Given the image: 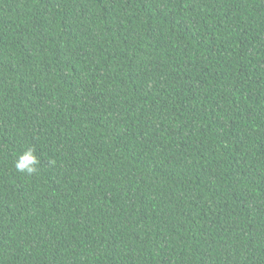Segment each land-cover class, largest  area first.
<instances>
[{
	"label": "trees",
	"instance_id": "obj_1",
	"mask_svg": "<svg viewBox=\"0 0 264 264\" xmlns=\"http://www.w3.org/2000/svg\"><path fill=\"white\" fill-rule=\"evenodd\" d=\"M0 264H264V0H0Z\"/></svg>",
	"mask_w": 264,
	"mask_h": 264
},
{
	"label": "clouds",
	"instance_id": "obj_2",
	"mask_svg": "<svg viewBox=\"0 0 264 264\" xmlns=\"http://www.w3.org/2000/svg\"><path fill=\"white\" fill-rule=\"evenodd\" d=\"M39 164L40 161L35 155L34 148H28L18 156L15 163V168L22 174L33 175L39 172Z\"/></svg>",
	"mask_w": 264,
	"mask_h": 264
}]
</instances>
